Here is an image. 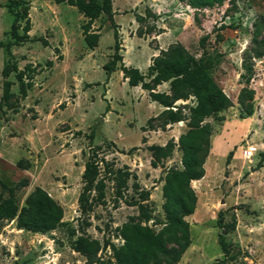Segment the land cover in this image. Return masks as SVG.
Segmentation results:
<instances>
[{
  "label": "rangeland",
  "instance_id": "obj_1",
  "mask_svg": "<svg viewBox=\"0 0 264 264\" xmlns=\"http://www.w3.org/2000/svg\"><path fill=\"white\" fill-rule=\"evenodd\" d=\"M7 1L0 0V40L5 43L14 40ZM26 1L31 40L12 44L11 54L0 47V96L5 61L16 67L7 76L12 82L9 105L0 109V181L12 185L26 179L27 185L15 192L19 206L41 187L62 207L63 216L62 224L46 232L19 228L16 218L1 220L0 264H90L73 248L79 236L96 240V256L106 259L110 244L123 242L122 223L130 216L138 219L139 203L151 215L143 224L157 230L158 219H164V175L168 168H182V152L175 146L154 167L147 146L177 142L188 120L160 127L164 107L147 90L130 86L118 68L107 75L104 64L114 52V30L124 64L144 74L152 57L175 43L196 57L217 55L212 74L232 101L204 120L213 129L210 148L203 177L190 182L197 197L194 212L185 217L191 242L177 264H212L222 258L220 233L236 255L226 264H264V55L256 56L259 44L254 42L264 39V0H223L203 9L183 0H112L111 15L101 13L90 24L89 33L98 35L94 46L82 31L88 19L75 6ZM14 25L22 33L24 20ZM22 82L31 83L25 96ZM243 87L253 92L252 100L243 96L239 101ZM156 89L168 91V82ZM250 102L252 114L241 117ZM194 103V97L175 102L185 114ZM94 147L104 195L98 202L91 189L81 209L82 172ZM251 148L253 155L246 158ZM105 163L129 172L121 195L114 174L103 171ZM7 196L0 185V200ZM219 217L234 228L225 230Z\"/></svg>",
  "mask_w": 264,
  "mask_h": 264
},
{
  "label": "trees",
  "instance_id": "obj_2",
  "mask_svg": "<svg viewBox=\"0 0 264 264\" xmlns=\"http://www.w3.org/2000/svg\"><path fill=\"white\" fill-rule=\"evenodd\" d=\"M56 2L66 1L67 4L75 6L80 13L87 17V22L83 25V35L90 46H94L98 37L95 33H89V27L93 19L101 13L111 15L112 0H55ZM192 8L203 9L221 4L223 0H183ZM14 21L11 31L14 37L12 42L5 43L0 40V47H4L8 54L12 44H20L31 40L28 34L30 30V20L28 17V1L8 0L5 4ZM24 20L22 33H19L15 21ZM115 44L111 59L104 64V69L109 75L116 68L120 69L123 77L127 79L130 86L140 85L148 91L151 100L156 101L164 107L159 114L160 127L187 119L188 129L178 136L177 142L168 141L164 145L151 144L147 148L152 152L151 164L155 167L161 158L171 155L175 146L181 150V169L168 168L164 175L162 196L164 201L162 209L164 219L157 221L159 229H154L146 223L150 218V210L147 205L138 204L139 217L136 219L130 216L127 221L119 227V235L123 242L120 245L110 244L111 256L106 259L97 257L99 243L96 240H89L84 236H79L73 243V248L84 254L90 264H177L184 251L190 245L189 223L185 217L192 214L196 207L197 197L190 186L192 180L203 177L204 158L210 148V136L212 125L204 121L209 116H215L218 112L232 106L230 97L215 82L212 70L217 65V55L204 52L200 57H196L189 52L182 44L175 43L153 56L151 63L147 67V73H142L137 67L127 66L122 61L119 53V43L117 41V31L114 30ZM258 42L259 48L255 51L256 56L264 55V39ZM51 61H49L50 63ZM12 70H16L10 61H5L1 70L2 92L0 96V109L9 105L12 97L11 84L7 78ZM242 76V75H241ZM148 78V80H147ZM163 82H168V91H158L156 87ZM31 83L25 85L21 83L22 95L25 96L26 88ZM243 96L249 100L253 98V92L243 87L238 95L239 101L243 102ZM189 97L195 98V103L188 107L185 114L180 105L175 102ZM253 112L252 103H248L245 109L247 117ZM97 147L91 149L82 172L84 187L79 194L78 204L81 209L85 208L88 201V192L96 190V201L103 199V177L101 168L98 165ZM232 155V151L227 154V161ZM23 159L17 161L21 166ZM104 172L113 173L116 179V192L121 195V188L126 185L129 172L122 168L111 169L105 163ZM3 189L7 190L8 196L0 200V221L12 220L16 218V225L34 232H46L62 224V207L50 197L41 187H36L25 199V203L18 205L15 192L17 189L27 185L26 179H21L9 185L0 181ZM148 193L142 195V199H147ZM134 201L131 204H137ZM221 216V212H219ZM218 224L229 231L234 228V224H222L221 217ZM172 244V246H169ZM218 244L223 253V257L216 259L212 264H226L233 260L236 255L230 252V244L226 241L225 235L219 234Z\"/></svg>",
  "mask_w": 264,
  "mask_h": 264
},
{
  "label": "built area",
  "instance_id": "obj_3",
  "mask_svg": "<svg viewBox=\"0 0 264 264\" xmlns=\"http://www.w3.org/2000/svg\"><path fill=\"white\" fill-rule=\"evenodd\" d=\"M253 151H254V149L253 148H251V149H246L245 150V156H246V158H250L252 155H253Z\"/></svg>",
  "mask_w": 264,
  "mask_h": 264
},
{
  "label": "crops",
  "instance_id": "obj_4",
  "mask_svg": "<svg viewBox=\"0 0 264 264\" xmlns=\"http://www.w3.org/2000/svg\"><path fill=\"white\" fill-rule=\"evenodd\" d=\"M193 181V180H192Z\"/></svg>",
  "mask_w": 264,
  "mask_h": 264
}]
</instances>
